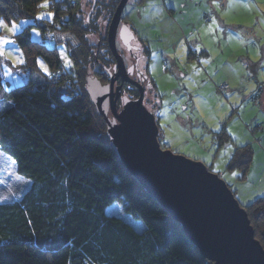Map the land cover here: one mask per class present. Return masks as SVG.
Returning a JSON list of instances; mask_svg holds the SVG:
<instances>
[{
  "label": "trees",
  "instance_id": "trees-1",
  "mask_svg": "<svg viewBox=\"0 0 264 264\" xmlns=\"http://www.w3.org/2000/svg\"><path fill=\"white\" fill-rule=\"evenodd\" d=\"M43 1L0 0V18H31ZM48 1L54 20L39 26L43 39L53 41L45 35L49 27L69 31L79 44L69 53L73 65L65 68L56 48L31 40L27 27L15 41L24 67L38 78L4 88L0 76V151L14 161L18 175L31 180L20 195L0 200V264H210L122 165L102 131L105 123L86 94L85 79L88 66L95 65L99 80L106 79L113 56L105 36L99 47L105 65L99 51L91 52L86 35L96 32L88 25L92 13L84 24L80 0ZM118 1L107 0L110 14ZM38 58L49 75L38 68ZM227 134L215 137L222 143ZM251 159L249 146L231 154L226 167L232 192ZM114 202L145 228L136 231L121 217L107 215ZM240 206L264 248V195Z\"/></svg>",
  "mask_w": 264,
  "mask_h": 264
},
{
  "label": "rangeland",
  "instance_id": "rangeland-1",
  "mask_svg": "<svg viewBox=\"0 0 264 264\" xmlns=\"http://www.w3.org/2000/svg\"><path fill=\"white\" fill-rule=\"evenodd\" d=\"M48 2L46 7L42 6L45 0L41 2L31 18H0V76L4 88L38 78L24 67V52L15 41V35L27 27L31 40L55 47L65 68L73 65L69 53L79 44L74 34L55 28L48 31L47 27L52 44L43 39L39 26L54 20ZM92 2L80 0L84 24ZM106 2L96 1L94 21L88 24L96 32L86 35L91 52L99 51L100 59L101 38H107L106 27L116 7L110 14ZM172 5L177 8L174 16L168 9H175ZM50 12L52 16H48ZM122 17L121 23L127 21L136 35L131 43L149 53V77L144 76L150 87H144L143 104L154 115L159 147L203 163L229 184L226 166L231 154L237 147L249 146L250 171L232 193L240 205L264 195V0H128ZM179 39L181 42L176 43ZM116 48L128 67L135 59L132 54L141 56L139 49L127 51L119 38ZM111 61L107 62L109 69L114 58ZM100 64L105 65L102 59ZM37 65L49 75L43 59L38 58ZM95 68L98 65L88 66L86 77H97ZM110 78L106 72V79L100 81L108 84ZM222 83L229 88L220 89ZM118 84L115 81L114 88ZM137 94L135 85L124 82L117 110L122 106V96L135 99ZM108 116L113 115L108 112ZM225 128L229 140L221 143L213 132L227 133ZM102 131L105 133V125ZM237 172L241 173L239 169ZM30 183L18 175L14 161L0 151V200L16 192L20 195ZM105 212L121 217L136 231L145 228L119 202L112 203Z\"/></svg>",
  "mask_w": 264,
  "mask_h": 264
},
{
  "label": "water",
  "instance_id": "water-1",
  "mask_svg": "<svg viewBox=\"0 0 264 264\" xmlns=\"http://www.w3.org/2000/svg\"><path fill=\"white\" fill-rule=\"evenodd\" d=\"M127 1H118L106 30L107 45L115 61L111 69L114 77L108 73V84H102L97 77L85 79V91L103 118L110 146L210 264H264V248L255 239L247 213L228 184L203 163L159 147L154 115L143 104L144 87L130 79L133 66H125L116 48L119 38L127 51L137 49L131 43L134 36L128 25L121 23ZM94 6L95 0L87 18ZM118 77L120 82L114 88ZM124 82L135 85L139 94L135 99L122 96V106L117 110Z\"/></svg>",
  "mask_w": 264,
  "mask_h": 264
},
{
  "label": "flooded vegetation",
  "instance_id": "flooded-vegetation-1",
  "mask_svg": "<svg viewBox=\"0 0 264 264\" xmlns=\"http://www.w3.org/2000/svg\"><path fill=\"white\" fill-rule=\"evenodd\" d=\"M96 1L97 0H95V5H96ZM94 10V9H93ZM93 12V11H92ZM89 18V17H88ZM87 18V19H88ZM128 28L130 29V30H132L129 26H128ZM133 40H135V38H136V35L134 34V32H133ZM137 39V38H136ZM138 49H139V51H140V54H141V58L143 59V58H147V59H149V55H148V53L143 49V47H138ZM134 57H135V59L132 61L133 63L132 64H130V65H132L133 66V71H132V73H130V76L129 77H132V78H134L133 80L134 81H137V82H139V84L142 86V87H145V89L148 87H150V82L147 80V77L145 78V74L147 73L146 71H144V70H142V69H140L139 68V61H140V57L138 58V59H136V55H134V54H132ZM129 65V66H130ZM126 66V65H125ZM126 67H128V66H126ZM108 72V71H107ZM112 72H114V71H112ZM115 74V72L113 73V75ZM104 75V74H103ZM116 82L117 83H119L120 82V77H118L117 78V80H116ZM102 83V82H101ZM121 88H122V86H121ZM136 91L138 92V94H139V90H138V88L136 87ZM144 92H145V90H144ZM138 94H137V96H138Z\"/></svg>",
  "mask_w": 264,
  "mask_h": 264
},
{
  "label": "crops",
  "instance_id": "crops-1",
  "mask_svg": "<svg viewBox=\"0 0 264 264\" xmlns=\"http://www.w3.org/2000/svg\"><path fill=\"white\" fill-rule=\"evenodd\" d=\"M183 4V3H182ZM184 5V4H183ZM182 5V6H183ZM175 9H171V8H168V9H170V10H172V13H173V16L175 15V13L177 12V8L174 6V5H172ZM180 11H183V10H180ZM126 24L128 25V22L126 21ZM129 26V25H128ZM130 27V26H129ZM131 28V27H130ZM131 32L133 33V31L131 30ZM181 39H179L176 43H179V42H181L180 41ZM175 43V44H176ZM149 54V53H148ZM136 55V54H135ZM137 56V59L140 57H142V56H138V55H136ZM207 63V62H206ZM148 66H149V62H148V59L147 58H143L142 60H141V62H139V68L140 69H142V70H144V71H146L147 73H146V75H148V77H149V74H148V71H149V69H148ZM229 88V87H228ZM225 131L227 132V129L225 128ZM228 133V132H227ZM229 134V133H228ZM215 135V132H213V136ZM230 137H231V140H234V138L230 135ZM213 138H215V137H213ZM249 169H250V167H249ZM226 170H227V172H228V174H229V177H232V172L231 171H229L228 169H227V167H226ZM248 171H250V170H248ZM248 174V173H247ZM236 175V173L234 172V176ZM230 182H232L231 181V179L229 180ZM238 181H236V182H234L233 184H232V188L233 187H235V186H237L238 184Z\"/></svg>",
  "mask_w": 264,
  "mask_h": 264
},
{
  "label": "built area",
  "instance_id": "built-area-1",
  "mask_svg": "<svg viewBox=\"0 0 264 264\" xmlns=\"http://www.w3.org/2000/svg\"><path fill=\"white\" fill-rule=\"evenodd\" d=\"M46 36L49 38V36H50L49 33H47ZM219 87L222 90H226L228 88V84L227 83H222Z\"/></svg>",
  "mask_w": 264,
  "mask_h": 264
},
{
  "label": "snow or ice",
  "instance_id": "snow-or-ice-1",
  "mask_svg": "<svg viewBox=\"0 0 264 264\" xmlns=\"http://www.w3.org/2000/svg\"><path fill=\"white\" fill-rule=\"evenodd\" d=\"M42 6H44V7H46L47 6V0H45V3L42 5ZM53 15V13H48V16H52ZM15 26V25H14Z\"/></svg>",
  "mask_w": 264,
  "mask_h": 264
},
{
  "label": "clouds",
  "instance_id": "clouds-1",
  "mask_svg": "<svg viewBox=\"0 0 264 264\" xmlns=\"http://www.w3.org/2000/svg\"><path fill=\"white\" fill-rule=\"evenodd\" d=\"M136 46V45H135ZM136 50V49H135ZM137 50H138V46H137ZM136 59H137V57H136ZM125 63V62H124Z\"/></svg>",
  "mask_w": 264,
  "mask_h": 264
},
{
  "label": "bare ground",
  "instance_id": "bare-ground-1",
  "mask_svg": "<svg viewBox=\"0 0 264 264\" xmlns=\"http://www.w3.org/2000/svg\"><path fill=\"white\" fill-rule=\"evenodd\" d=\"M130 30V29H129ZM131 31V30H130ZM131 34V33H130ZM133 34V33H132ZM235 197V196H234Z\"/></svg>",
  "mask_w": 264,
  "mask_h": 264
}]
</instances>
